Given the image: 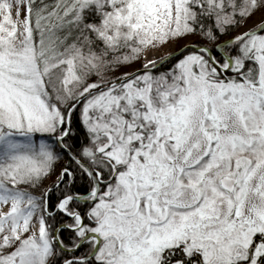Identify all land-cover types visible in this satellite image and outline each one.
Here are the masks:
<instances>
[{
    "label": "snow or ice",
    "instance_id": "1",
    "mask_svg": "<svg viewBox=\"0 0 264 264\" xmlns=\"http://www.w3.org/2000/svg\"><path fill=\"white\" fill-rule=\"evenodd\" d=\"M0 264H264V0H0Z\"/></svg>",
    "mask_w": 264,
    "mask_h": 264
},
{
    "label": "rangeland",
    "instance_id": "2",
    "mask_svg": "<svg viewBox=\"0 0 264 264\" xmlns=\"http://www.w3.org/2000/svg\"><path fill=\"white\" fill-rule=\"evenodd\" d=\"M159 54V52L157 51V52H152V53H149V57H151L152 55H158Z\"/></svg>",
    "mask_w": 264,
    "mask_h": 264
}]
</instances>
